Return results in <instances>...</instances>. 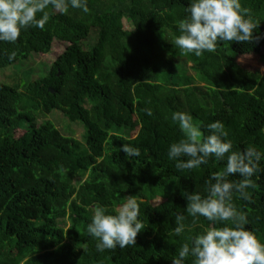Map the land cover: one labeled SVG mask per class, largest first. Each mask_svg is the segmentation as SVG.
I'll list each match as a JSON object with an SVG mask.
<instances>
[{"label":"trees","instance_id":"trees-1","mask_svg":"<svg viewBox=\"0 0 264 264\" xmlns=\"http://www.w3.org/2000/svg\"><path fill=\"white\" fill-rule=\"evenodd\" d=\"M189 2L88 0L87 12L49 6L44 28L0 42V69L51 54L55 41L68 44L24 92L0 82V264H171L190 236L212 224L187 215L184 193L206 194L210 174L226 165L212 157L198 169L176 168L167 156L183 136L175 111L190 112L204 135V126L222 121L234 150L264 152V73L253 69L264 58V0H241L258 24L255 40L221 42L200 56L172 43ZM53 111L82 126L83 144L51 121L37 123ZM124 143L141 155L129 159ZM251 179L249 199L234 193L233 200L264 242V160ZM129 196L140 202L144 224L136 245L98 251L87 230L92 208L113 212ZM177 213L186 216L181 235Z\"/></svg>","mask_w":264,"mask_h":264},{"label":"clouds","instance_id":"clouds-1","mask_svg":"<svg viewBox=\"0 0 264 264\" xmlns=\"http://www.w3.org/2000/svg\"><path fill=\"white\" fill-rule=\"evenodd\" d=\"M49 6L64 12L69 6L87 12L88 0H0V42L14 43L23 30L44 28L48 20V13L44 10ZM185 11L188 16L177 21L179 35L172 41L185 53L200 56L205 51L215 52L221 42L256 39L258 24L241 0H190ZM38 13L42 15L38 17ZM15 55L14 51L11 52L9 59ZM171 119L183 133L182 138L171 143L167 151L168 159L176 161V168L198 169L212 157L226 159L223 170L212 172L208 177L206 194L184 193L188 201L187 215L194 221L205 217L212 224L190 236L170 257L171 264H186L188 258H191V264H264V242L246 227L247 215L233 200L234 193L249 199L246 189L251 186V178L264 160V152L256 147L234 150L222 121L216 120L204 126L208 130L204 135L201 124L194 122L190 112L175 111ZM120 150L129 159L141 155L140 149L129 143H124ZM233 175L241 179H229ZM91 211L87 230L97 239L98 251L136 245L137 235L144 229L136 196H129L127 202L113 212L101 205L94 206ZM185 219V214H176L174 231L177 235L185 232ZM217 224L222 226H215Z\"/></svg>","mask_w":264,"mask_h":264},{"label":"rangeland","instance_id":"rangeland-1","mask_svg":"<svg viewBox=\"0 0 264 264\" xmlns=\"http://www.w3.org/2000/svg\"><path fill=\"white\" fill-rule=\"evenodd\" d=\"M126 29L129 31H134V27L131 22L127 19L125 20ZM68 44L60 43L55 41L52 47L51 54L43 55V54H33L28 60H22L17 64H13L7 68L0 69V82L5 83L7 85H20V90L22 92L25 91L27 84L31 80L40 79V77L44 76L49 72L51 65L55 62V60L65 52ZM257 66L253 67L255 70H259L264 73V58L258 60ZM46 121H51L59 131L68 137H72L81 144L84 143V130L79 123L71 122L67 117L64 116L63 113H59L58 111H53L52 114L48 115L47 118L39 116L38 124H41ZM27 122L18 123L17 126L26 127ZM20 135V134H18ZM162 203L160 199H154L153 204L155 206ZM69 223L67 222L66 227H69Z\"/></svg>","mask_w":264,"mask_h":264}]
</instances>
